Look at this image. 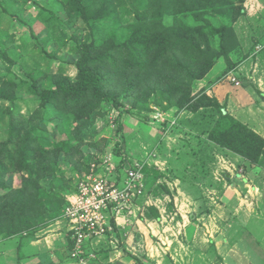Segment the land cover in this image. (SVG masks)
<instances>
[{"label":"trees","instance_id":"obj_1","mask_svg":"<svg viewBox=\"0 0 264 264\" xmlns=\"http://www.w3.org/2000/svg\"><path fill=\"white\" fill-rule=\"evenodd\" d=\"M244 1L46 0L38 4L36 23L47 27L44 43L68 45L76 72L70 76L62 67L49 71V65L46 69L18 65V70L8 67L4 79L0 77V239L16 238L24 244L60 217L65 195L76 190L78 175L96 161L98 152L112 148L118 172L132 163L121 151L124 139L113 147L104 145L106 127H100L99 120L106 119L112 108L123 109L117 120L119 132L124 114L149 121L152 106L176 117L174 124L160 123L164 130L171 125L194 126L195 137L204 144L197 151L192 148L199 159L197 178L207 174L205 163L213 160L207 148L228 150L248 161L253 170L264 168V137L208 95L207 84L197 88L220 58L225 67L217 78L251 55L264 61V11L248 16ZM14 2L32 7L31 0ZM241 17L254 20L257 36L251 38L245 54L234 59L233 53L241 47L235 22ZM68 21L80 26L72 35L65 27ZM5 35L0 32V53L12 61L2 47L8 39ZM258 44L262 48L256 51ZM56 51L41 50L50 62L57 58ZM20 93L32 100L25 113L17 104ZM259 95L264 99V91ZM60 162L67 163L69 173ZM144 172L146 183L155 185V195L169 194L165 184L156 183L160 173L155 167L145 166ZM9 174L21 175L18 186L10 185ZM145 217L157 219L160 213L149 207ZM107 256L102 250L101 258ZM127 256L138 261L131 252Z\"/></svg>","mask_w":264,"mask_h":264},{"label":"rangeland","instance_id":"obj_2","mask_svg":"<svg viewBox=\"0 0 264 264\" xmlns=\"http://www.w3.org/2000/svg\"><path fill=\"white\" fill-rule=\"evenodd\" d=\"M14 1L0 0V32L4 38H6L5 33L8 34L7 42L2 47L7 51V57L13 61L11 63L12 61L7 60L0 53V77L4 79L8 67L18 70V65H21L25 69H30L37 64L42 69H46L49 65V71L62 67L65 73L73 76L76 69L72 65L73 56L68 52V45L44 43L47 27L45 23H36L34 12L37 5L46 0H31L30 8L20 7ZM254 24L253 19L246 17H241L235 22L241 47L233 53L234 59L244 55L251 44V38L257 36ZM65 25L70 35L76 29H80L79 24L72 21L66 22ZM82 32L84 33L85 30L82 29ZM41 50L47 52L57 50V58L50 62ZM243 62L249 69V62L245 60ZM263 62L262 59L261 63L259 61L258 74L262 71L264 73ZM224 67L223 58L218 59L206 77L198 82L197 88L207 84L209 90L217 87L219 83H225V79L230 82L228 74L217 78ZM251 71L254 73L252 69ZM249 75L250 69L240 72L242 80L240 79L239 87H234L229 82L224 85L226 87L221 93L225 94L221 98V103L225 104L227 111L234 114L235 118L264 137V99L259 95V91L262 90L257 88V83L250 84L252 81ZM19 95L17 104L21 112L25 113L26 108L32 105V100L22 93ZM182 116L180 115V118ZM142 117L124 114L120 121L122 124L120 132L116 129L118 121L114 127H106L102 133V137L107 140L104 145L113 147L115 142L124 139L121 151L127 153L133 161L144 162L148 168L155 167L160 173L159 181L156 183L165 184L170 192L168 194L161 191V194L155 195L153 193L155 185L146 183L145 200L151 199L159 206L161 210L157 209L159 213L164 216L172 215L174 220L170 216H165L151 223L152 228L160 231L155 232V236L149 232L150 227L145 222L142 224H145L146 228L140 223H138L140 226L135 224L131 226V245L134 246L133 255L138 261L134 262L132 258L130 259L127 256L128 251L121 253L117 260L123 255L128 258L126 262H121L122 264H264V168L253 170L248 161H242L241 157L228 150L207 148L213 160L205 163L206 169L209 170L207 174L197 178L199 159L198 154L192 152V148L197 151L198 148L202 149L204 144L200 143V145L195 137V127L184 124L176 129L171 125L164 130L160 124L162 122L153 123L152 120L145 121ZM170 118L173 119L175 116L170 115ZM147 162H150V165L146 164ZM60 166L69 173L67 163L60 162ZM9 175L7 180L10 185L18 186L21 175ZM180 214H183L184 221L189 224L188 227L183 226ZM177 219L180 225L187 228V232L182 227L178 234H173V228H166L171 225L178 226L179 224L174 222ZM147 221L151 220L147 218ZM47 226H49L48 229L46 227L48 232L42 235L56 233L59 239L63 238L64 240H61L63 246L69 245L67 264H74L70 260L71 241L64 232V223H54L53 220ZM190 228L193 232L188 233ZM122 231L124 230H121V235ZM167 232L175 236L174 243L169 242V249H165L162 244L165 235H169ZM142 233H145V237ZM125 237L124 244H126ZM16 242L17 239L12 243L16 244ZM225 242H229L232 248L226 246ZM213 244H217L223 256H215ZM22 245H25V242ZM62 259H56L54 264L66 263L65 259V262H62ZM102 259L103 264H109L108 257Z\"/></svg>","mask_w":264,"mask_h":264},{"label":"built area","instance_id":"obj_3","mask_svg":"<svg viewBox=\"0 0 264 264\" xmlns=\"http://www.w3.org/2000/svg\"><path fill=\"white\" fill-rule=\"evenodd\" d=\"M244 8L248 16L257 17L264 11V0H245ZM261 48L262 45L258 44L255 50ZM245 62H249V78L263 91L264 73H257L260 70L258 57L251 55ZM249 69L242 62L237 69L228 73V79L234 86L239 87L240 72ZM246 78L248 79L247 76ZM152 109L150 120L153 123H175L176 117L170 118L172 114L161 111L156 106H152ZM120 115V110L112 108L106 119L99 120L100 127H114ZM95 158L96 161L90 163L88 170L78 175L76 190L65 195L67 203L61 216L54 220V223L62 222L65 225L64 232L71 241L69 255L74 264H103L102 250L108 252V263L118 259L124 253L123 250L134 254L132 240L127 243L125 227L146 220L145 212L149 207L161 211L151 199L145 200L144 162L132 161L118 172V161L112 148L98 152ZM146 164L150 165V162ZM123 229L125 231L121 235Z\"/></svg>","mask_w":264,"mask_h":264},{"label":"crops","instance_id":"obj_4","mask_svg":"<svg viewBox=\"0 0 264 264\" xmlns=\"http://www.w3.org/2000/svg\"><path fill=\"white\" fill-rule=\"evenodd\" d=\"M228 82L229 81L227 79H225V83H219V85L217 87L216 86L212 87V89L209 88V90H207L208 94L211 95V96H215L217 98V100L221 103V98H222L223 94H225V93H221V91H222V89L224 87H226L224 85H227ZM229 83L232 86H234L231 82H229ZM234 87H236V86H234ZM219 90H220V92H218ZM212 91H213V93H210ZM230 114L234 115L232 113H230ZM157 181H159V179ZM180 215L182 217L183 226L186 225L188 227L189 224H186V222L184 221L183 214H180ZM165 216H167V217L170 216V218H172L174 220L172 215L167 214ZM165 216L160 213V217L157 218V219H148V220H151V221H147V218L145 217L146 220L137 221V222H134L132 225H127L125 227V230L127 231V235H128L127 243H129V241L132 240V233H131V230H130L131 226H133L134 224L136 226H138L139 225L138 223L142 224V222L143 223L145 222L150 227L151 231H149V232H151V234L153 236H155V232L159 233L160 231L156 230L155 228H152L150 226V224L151 223L153 224L155 220H158V219H160L162 217L165 218ZM176 221H178V222H176ZM174 222L176 224H179V225L178 226L171 225L172 227L171 226L170 227L166 226V228H173L172 233L173 234H176V233L178 234L180 232V230H182L183 226H182V224L180 225V221L178 219L175 220ZM142 225L146 228L145 224H142ZM48 227L49 226H47V229H48ZM47 229L45 227L44 229L42 228L39 231H37L31 240L25 242V245H22L23 243H19L18 239H17L16 244H13L12 242L16 238L0 239V264H52V263L54 264L55 260L58 259V258H63L62 262L64 261V259L66 261L67 255H68V248H67V246H63V242L61 241L63 238L59 239L60 237L58 238L56 236L57 235L56 233H52V234L48 233L47 235L43 236L42 234L48 232ZM183 229H184L185 232H187L186 231L187 230L186 227L185 228L183 227ZM140 230L143 231L141 228H140ZM189 232L190 233L193 232V229L190 228L188 233ZM196 232H198V229H196ZM167 233H169V232H167ZM142 234H144V237H145V233H142ZM176 238H178V237H176ZM164 239H166V241H164ZM164 239L162 241V244H163L165 249H169V247H170L169 242L172 241L171 243L173 244L174 240H175V236L173 237L171 235V233H169V235H165ZM225 243H226L225 244L226 246H229V248H232L230 246L229 242H225ZM213 247H214V250H215V256H223L220 253L221 250L217 247V244L214 245ZM54 255H55V258H53ZM149 256L150 255H148V257ZM127 258H125L122 255V258L120 259L121 261L115 259L112 263H116V264L120 263L121 264V262H123V263L126 262ZM149 258H151V257H149ZM174 260H176V259H174ZM64 264H67V261Z\"/></svg>","mask_w":264,"mask_h":264}]
</instances>
